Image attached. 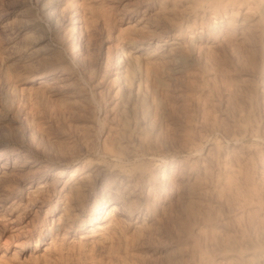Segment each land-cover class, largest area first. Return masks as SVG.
Instances as JSON below:
<instances>
[{"label":"rangeland","instance_id":"rangeland-1","mask_svg":"<svg viewBox=\"0 0 264 264\" xmlns=\"http://www.w3.org/2000/svg\"><path fill=\"white\" fill-rule=\"evenodd\" d=\"M0 264H264V0H0Z\"/></svg>","mask_w":264,"mask_h":264},{"label":"bare ground","instance_id":"bare-ground-1","mask_svg":"<svg viewBox=\"0 0 264 264\" xmlns=\"http://www.w3.org/2000/svg\"><path fill=\"white\" fill-rule=\"evenodd\" d=\"M77 16V15H76ZM73 22L76 24V23H78V25L81 23L80 22V20H79V18H75L74 20H73ZM252 22V21H251ZM73 23V24H74ZM249 23V22H248ZM76 26V25H75ZM174 38H172V40H170V39H168V40H163V41H158V42H155L152 46L154 47V48H150L151 46H150V44L148 45V44H145V43H140L139 45H128V46H126V47H124L122 50H119V52H117V54L114 56L115 58H116V63H115V66H114V69H115V72L117 73V75H119V79H120V82H121V84L120 83H118V84H120V85H122L125 89L126 88H128L129 89V91L130 92H132V93H135L137 96H138V93H139V90H140V77H142L141 76V71H142V68H140V65L139 64H137V63H139V61L137 62V59L139 60V58H140V56L142 55V54H148V55H146V57L144 58L145 60H149L150 62L149 63H147V64H150V65H152L153 64V62L151 61V60H162V61H164L163 59H167V58H169V56H171L174 52H176V51H174L173 52V50L174 49H178V47L176 46L177 45V41H175V40H173ZM131 44V43H130ZM180 44V43H179ZM177 47V48H176ZM150 49H152V50H150ZM175 55V54H174ZM173 55V56H174ZM172 57V56H171ZM147 58V59H146ZM115 60V59H114ZM144 61V60H143ZM177 61H180V60H177ZM182 62V61H181ZM179 63V62H178ZM183 64V62L181 63V65ZM184 66V65H183ZM153 67H155V66H153ZM177 67H179V68H177ZM176 68L177 69H180V68H182V66H180V64L177 66ZM144 68H145V66H144ZM156 68V67H155ZM153 69V68H152ZM151 69V67H150V69H146L147 71H146V73H150V75L152 74V72H153V70ZM176 69V70H177ZM183 69V68H182ZM182 69H180V70H182ZM143 71H144V69H143ZM142 71V72H143ZM155 71V70H154ZM144 73V72H143ZM130 74H133L132 76H133V78H135L134 79V81L133 80H131V75ZM154 75V74H153ZM153 75H151V77L153 76ZM131 76V77H130ZM135 76V77H134ZM145 77V76H144ZM143 78V77H142ZM32 80H35V79H32ZM115 80V79H114ZM117 82V81H116ZM142 83V82H141ZM142 85V84H141ZM142 87V86H141ZM122 89V88H121ZM123 91V90H122ZM129 91H128V93H129ZM141 91V90H140ZM124 92V91H123ZM142 92V91H141ZM140 92V93H141ZM132 93H130L131 95L130 96H132ZM135 95V96H136ZM142 95V94H141ZM133 97V96H132ZM139 97V96H138ZM137 97V98H138ZM136 98V99H137ZM134 100V99H133ZM132 102V101H131ZM135 102V101H134ZM132 104V107H133V103H131ZM131 104H130V106H131ZM135 105V104H134ZM132 110V109H131ZM126 122V121H125ZM237 140V139H236ZM112 150V149H111ZM102 151H105V150H102ZM134 151H132V153H133ZM106 153V152H105ZM104 153V154H105ZM130 153V152H129ZM131 153V154H132ZM110 154V153H109ZM114 154V153H113ZM109 156H111V155H109ZM115 156H117L116 154H115ZM120 156V155H119ZM136 156V154L133 156V157H135ZM129 157H131V156H129ZM111 158V157H110ZM116 158V157H115ZM120 158V157H119ZM122 160V159H121ZM133 160V159H132ZM120 161V160H119ZM233 167V166H232ZM229 168H231V166L229 167ZM76 170V169H75ZM58 172H60L59 170H57L56 171V173H58ZM119 173V172H118ZM120 174V173H119ZM82 178V177H81ZM84 178V177H83ZM78 180H85V179H78ZM77 180V181H78ZM76 181V182H77ZM87 181V180H86ZM74 183V182H73ZM81 183V182H80ZM84 183V182H83ZM82 183V184H83ZM79 183H77V185H78ZM84 184H86V185H88L87 184V182L86 183H84ZM73 186V185H72ZM85 185H83V188H81L82 189V191L84 192V195H85V189L84 188H86V187H84ZM76 187V186H75ZM74 187V188H75ZM81 186H78L77 188H78V190H80L79 188H80ZM89 187V186H88ZM74 188H72V189H74ZM111 188V187H110ZM72 189H71V191H72ZM109 189V188H108ZM77 190V191H78ZM87 190H89V188L88 189H86V191ZM113 189H111V190H109V194H111L113 191H112ZM115 190H116V188H115ZM122 190H124V189H122ZM81 191V190H80ZM125 191V190H124ZM119 192V191H118ZM123 192V191H122ZM72 193V192H71ZM70 193V194H71ZM125 193V192H124ZM79 194V193H78ZM87 194H89V193H87ZM132 194V193H131ZM130 194V195H131ZM83 195V194H82ZM119 196H120V194H119ZM66 197H68V196H66ZM74 197V196H73ZM79 197V196H78ZM85 197V196H84ZM69 198V197H68ZM72 198V197H71ZM70 198V199H71ZM76 198V197H75ZM119 198V200H117V201H115L113 204H112V206H111V208H109L110 210H111V213L112 214H114V215H117L119 212H123V211H125V212H128L129 210H130V208L131 207H129L130 205H129V203L127 204V202H128V200L127 199H124V198H129L128 197V195L127 196H122V197H118ZM120 198H122V199H120ZM73 200V199H72ZM80 200V199H79ZM71 201V200H70ZM70 201H68V202H70ZM77 201H78V199H77ZM130 201V200H129ZM76 202V201H75ZM74 201H73V203L72 204H68L67 203V209H66V211L68 212V211H72L71 212V214H68L67 212H66V215L64 216V214H63V220H65L66 222L67 221H75V220H78V221H80V222H82L81 223V225H79V226H81V228L83 229V226H84V223H85V221H87V220H89L90 218H95V220L96 221H99L100 223H101V221L103 222H105V218L108 216V215H110L109 213H110V211H100V212H98L97 211V215L95 214V216L94 217H92V216H85L83 213V215H81L80 216V214H81V212L79 213V205H78V203H75ZM71 203V202H70ZM82 204V203H81ZM86 206V205H85ZM86 209V208H85ZM108 209V210H109ZM82 212H83V210H82ZM71 215V216H70ZM90 221V220H89ZM93 221H94V219H93ZM77 222V221H76ZM103 222V223H104ZM79 223V222H78ZM100 223L98 224H95L94 225V227L93 228H89V232L91 231V232H96V230L95 229H99V230H101L100 228H103V226L104 225H106V224H102V225H100ZM105 228V227H104ZM103 228V229H104ZM102 229V230H103ZM90 234H92V233H90ZM96 234V233H95ZM93 235V234H92ZM97 235V234H96ZM102 235V234H101ZM85 236V235H84ZM82 237H83V235H82ZM254 248H256L255 246H254ZM254 248H253V251H254ZM258 248V247H257ZM256 248V250H257V253L258 252H260V250L258 251V249ZM255 250V251H256ZM254 251V252H255ZM253 252V253H254ZM261 253V252H260Z\"/></svg>","mask_w":264,"mask_h":264}]
</instances>
